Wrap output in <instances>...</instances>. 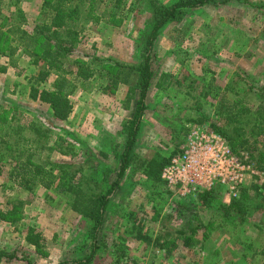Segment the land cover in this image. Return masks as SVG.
Wrapping results in <instances>:
<instances>
[{"label":"rangeland","instance_id":"obj_1","mask_svg":"<svg viewBox=\"0 0 264 264\" xmlns=\"http://www.w3.org/2000/svg\"><path fill=\"white\" fill-rule=\"evenodd\" d=\"M174 1L66 2L78 8L77 19L69 20L78 34L74 50L61 61L73 63L65 66L74 70V62L81 61L105 73V64H138L153 17L150 4ZM42 5L43 0H0V64L8 66L0 73V133L5 140L0 144V264H60L91 254L92 221L73 209L75 196L68 188L76 181L80 188L91 187V178L107 183L115 179L137 97L129 85L114 87L106 75L94 74L74 82L68 96L72 111L65 120L54 118L47 104L32 100L28 78L37 74L38 66L15 42L18 32L6 31L11 26L34 31L47 21L43 10L48 8ZM11 45L15 50H9ZM152 52L153 77L133 159L109 198L98 236L103 245L86 264H264V171L259 170L264 166V135L241 152L255 173L237 195L256 194L260 208L250 210L241 224L222 222L218 212L200 211L204 224L188 245L176 234L180 216L167 218V213L175 200L196 197L182 198L161 177L148 178L140 165L180 150L190 126L211 128L194 120L207 116L221 125L218 110L224 106L240 102L254 110L259 104L258 92L264 94V0H214L185 9L162 27ZM14 59L15 65H9ZM55 77L51 71L39 87L50 88ZM17 126L22 127L19 134L14 133ZM27 158L53 176L50 188L19 185L10 177L11 168ZM106 188L103 184L102 190ZM30 227L42 236L39 248L25 240Z\"/></svg>","mask_w":264,"mask_h":264},{"label":"trees","instance_id":"obj_2","mask_svg":"<svg viewBox=\"0 0 264 264\" xmlns=\"http://www.w3.org/2000/svg\"><path fill=\"white\" fill-rule=\"evenodd\" d=\"M72 0H56L55 4H50L48 0H43V8H48L44 13H48L47 21L42 22L40 26L35 27L34 31L27 32L20 28L12 27L6 32L17 31L18 45L20 44L23 52L29 56L30 62L34 66H38L36 75L28 78L31 81L29 88V97L34 101H40L49 106L51 114L54 118L65 120L72 111V102L68 98L74 88V82L81 80L86 81L91 75H106L112 81L115 87L118 83L129 85V90L136 93V100L131 118L127 128V137L122 153L119 155V167L115 172V179L107 183L105 179L97 180L96 178L88 179L92 182L91 187L86 186L80 188L78 182L69 185V191L74 193L72 207L80 213L82 217L92 221L90 236L92 238L91 254L84 259H73L71 262H61L60 264H86L90 261L91 255L98 247L103 245L102 241L98 240L99 232L104 221L105 210L109 202V198L118 188L124 172L128 168L133 159L132 148L136 141L137 131L140 125V119L145 110V99L150 88L151 79L153 77V52L152 48L154 41L162 27L169 21L177 19L185 9H195L203 5L212 3L214 0H176L169 5L150 4L153 17L150 29L143 41L141 48V59L138 64H125L114 62L113 64H105L108 73L104 72L102 67L90 68L86 63L78 61L74 62L77 70L73 67L67 68L63 64L61 58L71 54L74 50L73 43L77 39L78 31L72 27L69 22L77 19V6L66 5V2ZM22 13L18 14L19 19ZM13 38V40L16 39ZM9 50H15V46H9ZM12 58V51L9 54ZM98 60V59H96ZM41 63L43 66H41ZM9 65H15V59L11 60ZM98 66L100 64H97ZM8 66L0 64V73L6 72ZM54 71L56 77L50 88L39 87L49 75ZM257 90L256 92H258ZM259 104L252 110L250 105H245L240 102H235L231 106H224L218 110L223 115V124H217L216 121L210 120L207 116L199 118L195 122L209 123L210 127L219 133L225 142L229 145L232 152L242 161L248 162L242 151H248L256 143L257 137L264 135V94L258 92ZM22 131L21 126H17L14 133L19 134ZM44 135L40 134L39 136ZM20 139V138H19ZM22 139V137H21ZM3 135L0 133V144L4 143ZM56 148L58 145H55ZM179 151V150H178ZM177 151L172 153L165 159L151 158L140 162L143 173L151 180L160 179V172L163 166L168 162L170 157ZM2 156L0 158L2 159ZM17 168L19 170H17ZM96 167L92 172H96ZM259 170L264 171V166L260 164ZM103 173V172H102ZM106 170L104 169V175ZM10 177L14 176L19 185L40 184L44 188H50L53 184V176L48 175L42 167L32 165L28 158L19 164H15L9 172ZM103 184H106V190H102ZM264 186V185H263ZM245 186L240 188V191ZM255 187H257L255 185ZM257 190V188H256ZM224 189L222 186H216L210 190L200 192L196 200L183 201L175 200L171 204L170 211L167 213V218H170L172 213H177L181 218V226L176 230L177 237H184V244L194 242L195 233L202 228L203 219L199 215L200 211L208 210L218 212L220 219L224 223H245L250 217V210L260 208V204L254 200L255 195L245 197H232L229 203L223 202ZM18 205L13 206L7 215L14 214ZM42 236L34 231V228H28L25 234V240L32 246L39 248L41 246ZM164 243L159 244L163 246ZM264 255V249L261 250Z\"/></svg>","mask_w":264,"mask_h":264},{"label":"built area","instance_id":"obj_3","mask_svg":"<svg viewBox=\"0 0 264 264\" xmlns=\"http://www.w3.org/2000/svg\"><path fill=\"white\" fill-rule=\"evenodd\" d=\"M253 173V164L236 156L219 133L205 125H192L160 177L182 198H195L200 192L222 186L223 202L229 203Z\"/></svg>","mask_w":264,"mask_h":264}]
</instances>
